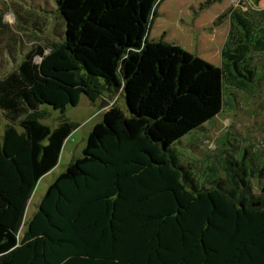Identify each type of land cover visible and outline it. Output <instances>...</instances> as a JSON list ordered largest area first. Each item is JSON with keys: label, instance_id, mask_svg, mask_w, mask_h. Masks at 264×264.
Segmentation results:
<instances>
[{"label": "trees", "instance_id": "trees-1", "mask_svg": "<svg viewBox=\"0 0 264 264\" xmlns=\"http://www.w3.org/2000/svg\"><path fill=\"white\" fill-rule=\"evenodd\" d=\"M56 3L60 41L26 34V49L16 31H0V65L5 49L21 55L0 70V264H264V165L256 193L247 145L226 139L232 150L221 147L216 161L226 179L211 182L175 149L231 105L226 88L235 100L264 89V11L239 5L218 17L230 25L217 66L164 33L149 38L158 0ZM103 91L119 92L126 110L103 111L20 234L37 181L78 125L41 121V106L64 113Z\"/></svg>", "mask_w": 264, "mask_h": 264}, {"label": "rangeland", "instance_id": "rangeland-1", "mask_svg": "<svg viewBox=\"0 0 264 264\" xmlns=\"http://www.w3.org/2000/svg\"><path fill=\"white\" fill-rule=\"evenodd\" d=\"M239 5L264 11V0H158L149 38L158 39L164 33V41L176 44L199 58L221 66V48L230 21L227 16L221 17L219 21L218 17L231 7ZM0 8L4 11V22L9 24L7 27H0V31L8 33L9 27L16 31L26 49L34 40L26 34L35 33L43 37L40 41L45 46L53 41H60L58 31L61 30V27L59 29L61 25L64 29V20L59 17L56 0H0ZM16 14L20 15V19H17ZM18 50L15 56L5 49L0 70L6 61L9 67L14 66V58L21 57L20 47ZM35 60L39 61L37 57ZM235 97L236 100L226 88L223 99L226 101L229 98L228 102H231V105L226 102L222 111L205 124V130H197L186 135L180 144L175 145V149L182 164L188 165V169L200 180L211 182L218 176L224 181L226 179L221 169L222 163L219 164L222 155L219 153L220 148L224 146L232 150L226 139L240 146L242 143V147L247 145L245 156H251L252 160L247 164L246 177L252 185V191L257 193L260 183L258 181L263 180L258 169L264 165V89L257 90L253 95L236 91ZM113 104L126 110L124 98L119 92L105 91L94 100L81 94L78 104L67 106L64 113L48 105L41 106L43 111L38 112L41 121L54 126L58 120L67 118L78 125L64 141L57 164L37 181L27 201L20 234L26 227V221L37 210L50 183L65 170L72 158L82 154L92 126L102 119L103 111ZM7 122L0 113V142ZM236 137L242 138L243 142L239 140L236 142L234 140ZM218 159L219 166L216 164ZM215 165L219 167L221 175Z\"/></svg>", "mask_w": 264, "mask_h": 264}, {"label": "crops", "instance_id": "crops-1", "mask_svg": "<svg viewBox=\"0 0 264 264\" xmlns=\"http://www.w3.org/2000/svg\"><path fill=\"white\" fill-rule=\"evenodd\" d=\"M66 140V139H65ZM49 172V171H48Z\"/></svg>", "mask_w": 264, "mask_h": 264}]
</instances>
